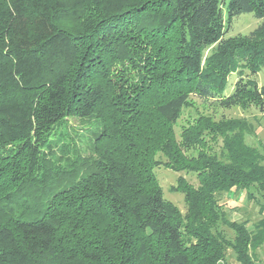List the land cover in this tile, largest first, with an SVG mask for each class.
I'll use <instances>...</instances> for the list:
<instances>
[{
	"label": "trees",
	"instance_id": "1",
	"mask_svg": "<svg viewBox=\"0 0 264 264\" xmlns=\"http://www.w3.org/2000/svg\"><path fill=\"white\" fill-rule=\"evenodd\" d=\"M246 12L259 26L227 36ZM263 67L264 0H0V264H228L230 248L255 264L264 152L251 126L175 125L194 95L264 110ZM160 165L198 174L173 187L185 212ZM242 189L261 207L254 229L218 196Z\"/></svg>",
	"mask_w": 264,
	"mask_h": 264
},
{
	"label": "rangeland",
	"instance_id": "2",
	"mask_svg": "<svg viewBox=\"0 0 264 264\" xmlns=\"http://www.w3.org/2000/svg\"><path fill=\"white\" fill-rule=\"evenodd\" d=\"M262 22L260 18H257L253 13L246 12L236 16L233 22L227 28V36H234L237 34H249ZM214 46H210L205 50L204 57H207L213 50ZM238 73L235 72L229 77V82L226 87L225 93L231 94L234 91L235 83L238 79ZM257 79L260 85L264 84V67L257 75ZM200 115L211 116L215 120L221 119H244L245 122L251 126L249 130L245 132L246 142L250 145L256 146L264 152V110L257 107L242 108L240 106H233L231 108L221 107L214 100L204 99L196 95L191 96L189 104L183 109L179 119L176 122V131L180 137L183 126L196 120ZM70 123L76 128H82L84 124L78 118H71ZM71 136L75 135L73 129L68 130ZM80 132H83L80 129ZM221 144L220 140L218 143ZM165 159L164 156H160ZM155 172L158 179L163 186L165 198L173 201L180 209L185 212L187 204L185 201V195L182 191L173 189L178 184V178L183 175L189 182L194 185H199V177L197 173L187 171H175L165 165L155 167ZM221 203H223L224 209H226L230 218L239 222H246L250 229H254L256 224L262 217L260 212L261 207L258 203L251 201L247 198L246 190L242 189L231 193H221L218 195ZM228 234L233 232L226 228ZM230 231V233H229ZM255 264H264V243L255 250ZM228 264H242L236 258V254L232 248L227 252L226 258Z\"/></svg>",
	"mask_w": 264,
	"mask_h": 264
}]
</instances>
